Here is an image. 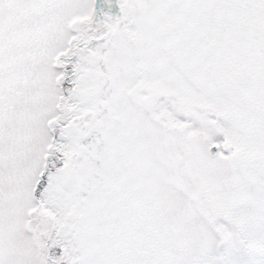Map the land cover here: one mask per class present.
Listing matches in <instances>:
<instances>
[{
    "label": "snow or ice",
    "instance_id": "snow-or-ice-1",
    "mask_svg": "<svg viewBox=\"0 0 264 264\" xmlns=\"http://www.w3.org/2000/svg\"><path fill=\"white\" fill-rule=\"evenodd\" d=\"M0 264H264V0H0Z\"/></svg>",
    "mask_w": 264,
    "mask_h": 264
}]
</instances>
